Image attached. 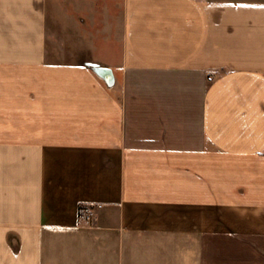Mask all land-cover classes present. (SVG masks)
Segmentation results:
<instances>
[{
	"label": "crops",
	"instance_id": "1",
	"mask_svg": "<svg viewBox=\"0 0 264 264\" xmlns=\"http://www.w3.org/2000/svg\"><path fill=\"white\" fill-rule=\"evenodd\" d=\"M97 1L0 0V264H264V0Z\"/></svg>",
	"mask_w": 264,
	"mask_h": 264
},
{
	"label": "rangeland",
	"instance_id": "2",
	"mask_svg": "<svg viewBox=\"0 0 264 264\" xmlns=\"http://www.w3.org/2000/svg\"><path fill=\"white\" fill-rule=\"evenodd\" d=\"M68 1H70V4L72 6V7L70 6V8L63 6L62 3L60 4L59 2L60 7L62 6V8L65 11L63 14H60V16L58 17L60 26L61 28H64V29H65L64 24L66 22H70L71 25H76V26L80 24L79 17L78 15H76L78 14L79 10L88 9L89 11L94 13L96 10V2L99 3L97 0H88V1L87 0H68Z\"/></svg>",
	"mask_w": 264,
	"mask_h": 264
},
{
	"label": "water",
	"instance_id": "3",
	"mask_svg": "<svg viewBox=\"0 0 264 264\" xmlns=\"http://www.w3.org/2000/svg\"><path fill=\"white\" fill-rule=\"evenodd\" d=\"M85 64H86V66L90 67L91 69H93L97 73L101 74L108 85H112L113 79H112L111 72L109 70L106 71L102 66H100L96 63L86 62Z\"/></svg>",
	"mask_w": 264,
	"mask_h": 264
},
{
	"label": "built area",
	"instance_id": "4",
	"mask_svg": "<svg viewBox=\"0 0 264 264\" xmlns=\"http://www.w3.org/2000/svg\"><path fill=\"white\" fill-rule=\"evenodd\" d=\"M99 207L101 206L99 205ZM95 212V209L92 206L88 205L83 206L80 211L81 217L83 218L84 222L88 225L91 224V222L94 220V217L96 215Z\"/></svg>",
	"mask_w": 264,
	"mask_h": 264
}]
</instances>
